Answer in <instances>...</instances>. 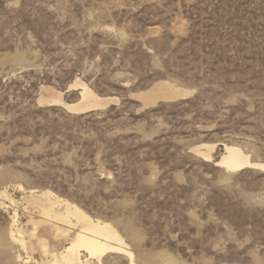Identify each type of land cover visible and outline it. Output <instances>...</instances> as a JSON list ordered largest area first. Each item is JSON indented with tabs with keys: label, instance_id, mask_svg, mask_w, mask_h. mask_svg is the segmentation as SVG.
Wrapping results in <instances>:
<instances>
[{
	"label": "rangeland",
	"instance_id": "374dc122",
	"mask_svg": "<svg viewBox=\"0 0 264 264\" xmlns=\"http://www.w3.org/2000/svg\"><path fill=\"white\" fill-rule=\"evenodd\" d=\"M78 79L117 98L94 127L39 103H76ZM166 81L191 94L134 97ZM223 144L264 162V0H0V192L17 202L0 198V264H26L8 236L15 210L25 231L39 217L30 190L112 223L136 264H264V173L216 166Z\"/></svg>",
	"mask_w": 264,
	"mask_h": 264
},
{
	"label": "bare ground",
	"instance_id": "6f19581e",
	"mask_svg": "<svg viewBox=\"0 0 264 264\" xmlns=\"http://www.w3.org/2000/svg\"><path fill=\"white\" fill-rule=\"evenodd\" d=\"M73 88L80 93L76 103L64 102L62 95L52 87L42 88L39 103L41 106H62L71 113L81 115L104 109L117 102V98L99 96L79 79L73 82L69 90ZM190 94L191 91L166 81L158 82L151 89L134 94V97L143 103L142 107H148L158 103V100L173 102L184 99ZM217 146L207 144L196 151L205 161L210 162L212 152ZM223 148L224 153L220 160L215 162L216 166L230 173L254 168L264 173V162L253 161L250 154L239 146L223 144ZM17 188L22 192L26 191L23 185H17ZM27 194L31 199L30 202L40 205L37 207L39 217H31L27 222L28 229L25 231L21 227L19 213L15 210L13 215H10L11 226L8 236L27 255L26 264L31 263L33 258L30 255L35 252H38L41 258L40 262L34 260L36 264H104V257L108 254L122 255L127 259L128 264H136V257L131 247L112 223L91 217L77 204L58 196L53 191L30 190ZM0 198L11 205L17 204L7 190L0 192ZM0 205L5 203L1 202ZM52 242H67L68 245L58 249L59 252H53ZM20 255L19 261H24Z\"/></svg>",
	"mask_w": 264,
	"mask_h": 264
},
{
	"label": "trees",
	"instance_id": "16d2710c",
	"mask_svg": "<svg viewBox=\"0 0 264 264\" xmlns=\"http://www.w3.org/2000/svg\"><path fill=\"white\" fill-rule=\"evenodd\" d=\"M99 112V111H98ZM95 113H97V112H91V113H87V114H83V115H79V118H89V120H87V123H89V124H91L92 125V127H94V124H95V122H94V120H92L93 119V116L95 115ZM88 144H86V146H87ZM92 158V157H91Z\"/></svg>",
	"mask_w": 264,
	"mask_h": 264
},
{
	"label": "water",
	"instance_id": "95a60500",
	"mask_svg": "<svg viewBox=\"0 0 264 264\" xmlns=\"http://www.w3.org/2000/svg\"><path fill=\"white\" fill-rule=\"evenodd\" d=\"M112 105H113V104L109 105L107 108H109V107L112 106ZM107 108H106V109H107ZM99 110L101 111V109H97V110L89 111V113H91V112H98ZM103 110H104V109H103ZM71 114H72V113H71Z\"/></svg>",
	"mask_w": 264,
	"mask_h": 264
}]
</instances>
